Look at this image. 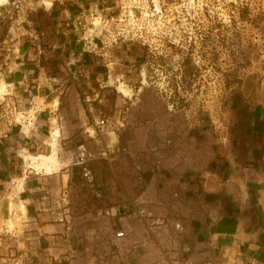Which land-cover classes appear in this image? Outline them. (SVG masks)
<instances>
[{"label":"rangeland","instance_id":"rangeland-1","mask_svg":"<svg viewBox=\"0 0 264 264\" xmlns=\"http://www.w3.org/2000/svg\"><path fill=\"white\" fill-rule=\"evenodd\" d=\"M115 1L117 19L111 21L97 14V20L93 17L86 21L87 31L92 23L97 25L99 32H90L97 37L102 29L101 16L109 20L106 46L97 42L99 65L88 80L91 88L83 85L79 93L74 88L66 90L65 82L72 80L71 73L48 61V74L62 81V85L52 84V95L59 96L63 91L62 99H54L57 102L52 101L54 104L48 107L42 100L28 101L26 109L24 103L21 106L7 97L0 98V145L13 128H23L28 133L37 113L53 111L50 117L39 118L48 130L45 140L49 148L11 153L18 166L15 181L11 184L7 181L11 177H0V264H126L125 259L136 246L146 257L143 264H162V255L157 251L170 235L158 228L169 223L165 211L157 210L144 194L147 178L155 173L145 159L159 141L157 133H166L160 139L171 142V146L177 142L174 136L186 130L189 123L204 122L208 129L219 133L227 128L231 114L248 112L264 97V0ZM41 2L39 16L29 15L30 26L21 25L24 38L18 44L8 47L0 42L4 49L0 51V87L4 84L9 94L13 91L9 73L15 71L11 65L14 51L22 55L19 50L24 46L33 52L37 45L48 47L57 41ZM5 6L0 14L5 13ZM9 23L0 17V37ZM42 31L48 34L42 35ZM122 31L126 38L115 43ZM30 39L36 46L29 45ZM53 54L49 59L54 58ZM30 56L28 53L25 61ZM31 78L38 79L39 75ZM117 86L128 88L129 95L119 93ZM42 90L43 87L41 93ZM95 95L98 98L93 102ZM87 108L90 117L86 116ZM103 118L109 123L96 128L95 122ZM89 128L92 138L85 133ZM91 128L96 129L95 133ZM76 129L80 130L77 134L73 132ZM55 132L67 137L55 138L56 163L49 169L30 168L26 156L53 154L50 144ZM80 145L96 156L88 167L93 185L83 180L82 167L77 165ZM107 146L120 147L125 152L106 161L101 154ZM25 176H30L39 189L32 194L33 207L38 212L69 209L67 224L54 223L61 225V232L46 234L28 219L26 203L18 197ZM63 180L67 183L64 189ZM96 184L103 190L101 199L94 192ZM41 193L48 198L42 200ZM98 206L102 210L127 207L132 210L131 216L123 221L105 219L98 214ZM133 210H144L153 216L141 223ZM152 220L164 224L154 225ZM124 231L127 241L120 243L116 235ZM229 256L227 253L224 259Z\"/></svg>","mask_w":264,"mask_h":264},{"label":"crops","instance_id":"crops-1","mask_svg":"<svg viewBox=\"0 0 264 264\" xmlns=\"http://www.w3.org/2000/svg\"><path fill=\"white\" fill-rule=\"evenodd\" d=\"M117 4L115 0L46 1L50 8L45 11L52 24L49 25L57 40L53 41L57 49L39 55V45L36 46L30 39L29 45L36 46L33 52L25 46L19 50L22 55H16L14 51L11 65L15 71L9 73L12 78L9 85L13 86V91L7 96L9 101L22 106L28 101L42 100L48 107L50 103L57 102L54 99H62L60 96H63V91L59 96H53L52 85L46 81V78L51 77L47 62L59 65L65 72L67 62L72 57L80 56L81 63L71 69L74 76L71 74L72 80L65 82V89L70 91L74 88L79 93L83 85L91 88L92 83L88 80L99 65L98 59L94 54H81V33L75 32L73 26L82 18L88 21L96 15L95 11L112 20L117 19ZM45 33L48 34L42 31L43 35ZM3 50L0 48V51ZM28 53L31 58L25 61ZM51 54L55 55L53 59L48 57ZM34 74L39 75V78L33 80L31 76ZM42 87L43 93L40 92ZM97 98L98 95H95L93 102ZM25 108L29 109L27 104ZM85 113L90 117L88 108ZM52 114L53 111L37 113L34 118L36 121L28 133L17 127L4 136L0 145L1 178L11 177V180H7L11 184L15 181L13 177L18 173V166L16 157L11 153L49 148L45 140L48 130L42 126L39 118H48ZM227 124V128L216 133L208 129L204 122L197 125L189 123L184 133L180 130L174 136L177 138L174 146L160 139L166 133H157L159 141L148 157L144 158L155 172L147 178L144 194L157 210L165 211V220L169 223L167 227L158 228L170 235L169 240L157 251L162 255V264H180L181 261L184 264L188 259L194 264H264V97L248 112L231 114ZM79 131L76 129L73 132L77 134ZM89 132L90 128L85 133ZM151 135L154 138L153 132ZM59 138L64 140L67 137L62 138L60 132ZM23 181L24 188L18 197L26 203L28 219L46 234L61 232L62 224L54 223L69 209L63 211V208H59L60 213L52 210L38 212L33 207L35 198H32V194L39 189L30 176H25ZM67 183L63 180L61 188L64 189ZM41 194L44 195L42 200L48 198L45 193ZM176 224L184 227L183 239L178 235L174 237ZM123 233L125 238L117 239L120 243L127 241L126 232ZM133 250L131 256L125 259L126 264L145 263L146 257L141 247L136 246ZM187 250L191 252L187 253ZM227 253L230 256L225 260Z\"/></svg>","mask_w":264,"mask_h":264},{"label":"built area","instance_id":"built-area-1","mask_svg":"<svg viewBox=\"0 0 264 264\" xmlns=\"http://www.w3.org/2000/svg\"><path fill=\"white\" fill-rule=\"evenodd\" d=\"M46 1L47 0H10V3L7 6H5V11H4L5 13L0 14V17L3 20H8L10 22L9 26L7 27V36L3 42L4 45L8 47H14L15 44H18L21 41V39L24 38V34L21 33V29H22L21 25L26 23L28 26H30L31 21L28 20V17L29 15L38 13V4L40 2L45 10L49 9L50 7H47ZM97 12L98 11H95L96 15L91 16V18L96 17V20H97L98 19ZM101 19H102L101 25L99 27L102 26V29L100 31V35L97 37L91 34L90 32L91 31H94L96 33L99 32L97 29L98 27H95L94 23H92L91 25L92 28L87 31L86 30L87 23H86L85 18L80 19L77 22V24L73 26V29L75 32H79V33L83 32L81 41L84 43H83V52L81 54H94V55L98 54L99 45H97V42H99V44L102 45L103 47L106 46L104 39H106L105 35L109 33V27H108L109 20H106V19L103 20V16H101ZM88 33L90 35H87ZM101 37H102V40H100ZM115 38L116 39L114 40V42L118 43L121 39L126 38V36L125 34H123V31H122L118 33ZM56 49H57V46L55 44H52V45L48 44V47L46 48H43L41 45H39L38 54L39 55H42L45 53L48 54L49 52H52V51L54 52ZM79 63H81L80 56L74 57V58L72 57L70 61L67 62L66 68L72 74L71 69L79 65ZM46 81L50 83L51 85L52 84H56V85L62 84V81L58 79L57 77L46 78ZM100 115H103V114L100 113ZM108 123H109L108 120L103 118L100 121L95 122V127L96 128L100 127V125L105 126ZM92 129H93V133H95L96 129L95 128H92ZM89 135H91L90 132H89ZM91 138H92V135H91ZM124 152L125 150L121 149L120 147L107 146V150L101 154V158L103 160L108 161L111 156L119 155ZM77 159H78L77 165L82 167L83 180L93 185L94 178H93L92 172L88 169V165L91 162H93V160H96L95 154L85 145H80L78 147ZM96 195L97 197H100L99 193H96ZM131 211L132 210L128 209L127 207H119V208L115 207V208L106 209V210H99L98 214L103 216L104 218L108 217L112 219L117 218L118 220H122L126 216H131ZM133 216H136L137 218H139L141 223H143V220L145 221L146 219L150 220L153 214H149L144 210H133ZM67 217H68L67 213L65 212L63 217L58 219V222L63 225L67 224L68 222ZM152 224L154 225L159 224V226H161L164 224V222L160 220H152ZM175 231H176V235H178L181 239L184 238L185 231L182 225L176 224ZM116 236L118 239L125 238V234L123 232L117 233ZM190 252L191 250H187V253H190ZM184 264H194V263L191 262L190 259H188L184 262Z\"/></svg>","mask_w":264,"mask_h":264},{"label":"bare ground","instance_id":"bare-ground-1","mask_svg":"<svg viewBox=\"0 0 264 264\" xmlns=\"http://www.w3.org/2000/svg\"><path fill=\"white\" fill-rule=\"evenodd\" d=\"M10 2V0H0V10L7 5ZM96 22V21H95ZM99 23V22H97ZM94 26L97 27V25ZM145 74H143V82L146 83V79L144 78ZM2 86L0 87V98L2 100H4V97H7L9 94V92L6 89V86L4 84H1ZM9 87V86H7ZM117 91L123 95L128 96L129 95V90L128 88L124 87V86H117ZM12 92V91H11ZM52 135V134H51ZM53 140L50 144V149H52L53 154L49 157H45V156H39V157H33L31 155H28L25 157V161L28 162L29 167L32 169H49L50 165L52 166V164H55L56 159H55V155H56V151H57V140L55 138H59V133L55 132L53 135ZM38 161H41V163H37Z\"/></svg>","mask_w":264,"mask_h":264},{"label":"trees","instance_id":"trees-1","mask_svg":"<svg viewBox=\"0 0 264 264\" xmlns=\"http://www.w3.org/2000/svg\"><path fill=\"white\" fill-rule=\"evenodd\" d=\"M6 34H7V30H4V31L2 32V36L0 37V42H3V41H4ZM90 165H92V163H90V164L88 165V167H90ZM94 192H95V193H99V195H100V199L103 197L102 195H104V194H103V190L101 189V187L97 186V184L94 185ZM95 196H96V195H95ZM111 208H113V207L106 208V209H111ZM102 209H103V208H101V206H98V210H102ZM106 209H105V210H106Z\"/></svg>","mask_w":264,"mask_h":264}]
</instances>
